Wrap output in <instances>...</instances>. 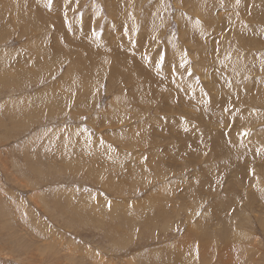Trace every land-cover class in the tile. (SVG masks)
Returning a JSON list of instances; mask_svg holds the SVG:
<instances>
[{"label": "rangeland", "instance_id": "obj_1", "mask_svg": "<svg viewBox=\"0 0 264 264\" xmlns=\"http://www.w3.org/2000/svg\"><path fill=\"white\" fill-rule=\"evenodd\" d=\"M244 2L0 0V264H264Z\"/></svg>", "mask_w": 264, "mask_h": 264}, {"label": "bare ground", "instance_id": "obj_2", "mask_svg": "<svg viewBox=\"0 0 264 264\" xmlns=\"http://www.w3.org/2000/svg\"><path fill=\"white\" fill-rule=\"evenodd\" d=\"M243 1H244V0H243ZM247 1H248V2H247ZM241 2H242V1H241ZM244 3H245V4L249 3V0H246V2H244ZM239 5H241V4H239ZM245 6H248V5H245ZM253 8H254V6H253ZM256 9H257V8H256ZM256 9H255V10H256ZM244 11H245V10H244ZM254 12H255V11H254ZM243 13H244V12H242V14H243ZM245 13H246V11H245ZM245 13H244V14H245ZM255 13H256V14H254V15H258V14H257V10H256ZM245 15H246V14H245ZM248 16H249V15H248ZM248 16H247V18H248ZM249 21H250V20H249ZM207 49H208V48H207ZM208 52H209V51H208ZM207 54H208L209 56L211 55L210 53H207ZM138 59H139V57H138ZM140 59H141V57H140ZM222 68L225 70V69H228V68H230V67H229V66H222ZM134 69H135V68H134ZM131 70H133V69H131ZM134 72H135V71H134ZM145 131H147V133H148V129L145 130ZM149 131H151V129H150ZM142 132H144V131H142ZM151 132H152V131H151ZM150 134H151V133H150ZM152 134H154V132H153ZM234 151H238V150H234ZM230 155H231V154H230ZM232 157H234V156H231V158H232ZM227 158H228V157H227ZM229 158H230V157H229ZM227 160H229V159H227ZM234 160H235V163H236L237 158H236V159H233V162H234ZM230 163H231V162H230ZM230 163H229V164H230ZM231 164H232V163H231ZM231 164H230V165H231ZM240 164H241V163L239 162V163L236 164L237 166H234V167H238L239 169H241V168H240ZM233 165H234V164H233ZM233 165H231V167H232ZM231 170H232V169H231ZM237 173H238V174H241V172H237ZM238 174H237V175H238ZM220 236H221V235H220ZM218 237H219V236H218ZM219 238H220V237H219ZM220 239H221V238H220ZM222 240H223V237H222L221 241H222ZM223 243H226V242H223ZM227 243H229V241H228ZM204 245H205V244H204ZM226 245H227V247L229 246V244H226ZM225 248H226V247H225ZM225 248H224V249H225ZM229 249H230V248H229ZM226 250H228V249L226 248ZM165 264H166V263H165Z\"/></svg>", "mask_w": 264, "mask_h": 264}]
</instances>
